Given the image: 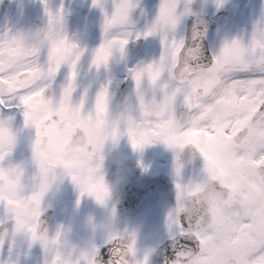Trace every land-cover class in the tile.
Returning a JSON list of instances; mask_svg holds the SVG:
<instances>
[{
    "label": "snow or ice",
    "instance_id": "6c2138e0",
    "mask_svg": "<svg viewBox=\"0 0 264 264\" xmlns=\"http://www.w3.org/2000/svg\"><path fill=\"white\" fill-rule=\"evenodd\" d=\"M92 2L104 7L102 0ZM43 3L48 22L41 31L59 35L54 46H22L18 29L0 30V182L11 189L10 196L0 197V264H22L21 243L29 249L39 243L43 264H149L150 252L139 253L135 233L115 226L94 240L91 256L77 243L62 247L59 238L67 235L62 226L51 231L45 222L44 197L16 182L34 172L60 171L80 196L106 205L110 185L103 152L95 145L109 125L113 142L126 134L134 149L162 141L176 153V205L168 216L170 240L161 264H264V4L251 6L261 10L246 33L209 49L202 19L190 32L182 26L186 16H198L192 0H159L143 30L130 16L136 0H111L102 42L87 53L89 72L107 69L117 52L123 57L130 39L157 35L161 45L158 57L128 67L129 86L117 93L111 78L91 89L82 82L86 49L64 31L63 8L53 11L48 0ZM168 103L172 113L165 119L160 106ZM55 127L61 130L60 148L41 168L29 172L15 165L11 153L19 129L44 136ZM186 146L189 162L199 164L183 179L180 152ZM201 173L220 187V202H192L191 214L181 216L177 208L189 194L186 188Z\"/></svg>",
    "mask_w": 264,
    "mask_h": 264
},
{
    "label": "flooded vegetation",
    "instance_id": "af4514ba",
    "mask_svg": "<svg viewBox=\"0 0 264 264\" xmlns=\"http://www.w3.org/2000/svg\"><path fill=\"white\" fill-rule=\"evenodd\" d=\"M84 1L85 2L79 3L75 9L76 15L80 17L82 21L76 25L73 31L75 35L70 38L86 49L85 59L81 62V80L91 89L97 87L99 83L111 78L114 89L120 86L121 83L127 81L124 78L127 75L128 67L140 61L147 62L158 57L161 48L159 37L157 35H149L147 37L138 38L140 43L136 51H132L134 47L130 44L134 39H130L126 45L123 57L117 52L111 59L113 63L109 62L107 69H101L98 73L89 72L87 69V53L96 48L100 42V40H96V42L91 45V40H94L91 36L92 34L98 33L99 26L105 18V12L110 14L112 4L111 0H102V2H106V4L103 3L104 7L102 8L100 4H93L92 0ZM38 4V15L36 16L38 28H43L48 22V16L44 11L45 6L43 2L39 0ZM158 4L159 0H136V7L131 10L130 14L131 19L136 22V29L143 30L145 24L156 14ZM191 7L198 16L200 14H208L211 16L217 9L222 8V4L217 6V0H192ZM196 16L197 15L186 16L182 21V26L186 29L191 18ZM36 17L32 19V17L26 16L29 20L32 19L33 23ZM205 41L209 49L213 46L218 47L222 42V28L211 30L205 37ZM17 145L20 149L21 157H17L16 160H19L28 154L29 149L26 147L22 137H20V141L16 146ZM113 151L127 153L130 159L126 161V165H138L144 169L146 175L153 178L163 177L175 188L176 176L174 161L176 153L165 143L157 141L155 143L146 144L142 149H134L125 134L119 137L118 144L113 148ZM189 153L191 154L190 147L186 146L180 152V155L182 159H184ZM198 164L199 161L192 163L185 162L183 179H187L188 176L192 174L193 168L198 167ZM113 169L114 165L111 159L106 157L103 161V171L110 185V196L106 205L99 204L93 196H80L78 188L71 181L70 177L65 176L63 180V191L59 193L56 198H44L43 218L50 230L54 231L56 226H62L67 237L77 244L82 241L83 237L89 234L94 235L95 239H99L103 233L94 226L101 212L114 206L112 198L116 195L117 188L122 181L113 183ZM27 170L31 172L33 168L27 167ZM174 192L176 194V188ZM171 195H173V193H171ZM78 199L79 203H77ZM175 205L176 201L158 204L152 209L154 213L152 216L148 217V221L155 219L156 211L166 213L167 216H169L170 211ZM143 223V217L139 215L120 219L115 225V227L120 230L127 229L128 232L135 233L136 246L141 255H143V251L140 238L142 236ZM169 233L170 229L168 225L160 232V235H167ZM18 240L23 241V237H18ZM18 251L21 253L20 259L22 264H43L44 262L45 253L39 243L33 244L30 249L26 247V244L21 243L18 245Z\"/></svg>",
    "mask_w": 264,
    "mask_h": 264
},
{
    "label": "clouds",
    "instance_id": "9594fccd",
    "mask_svg": "<svg viewBox=\"0 0 264 264\" xmlns=\"http://www.w3.org/2000/svg\"><path fill=\"white\" fill-rule=\"evenodd\" d=\"M20 33L18 39L22 46L34 45L48 48L54 46L58 40L59 35H46L41 31V28H18ZM58 111V109H53ZM160 112L165 119L171 118L172 107L171 104H162ZM19 135L23 138L26 147L29 149L28 154L22 159L16 160L15 165H23L34 169L41 168L49 159L50 155L58 150L61 145L62 135L59 127L51 129L47 135L36 136L28 128L19 129ZM114 133L111 125L105 129L104 138L95 145L97 151H102L104 159L110 158L113 165V183L123 180L126 170V161L130 159L127 153L120 151H113V148L118 144V141L113 142ZM78 142V141H77ZM111 142V143H110ZM162 142V141H160ZM72 155L79 158V150L74 149ZM226 167V165H225ZM64 178L60 171L52 173L34 172L31 177H17L16 182L21 186L27 187L29 185L35 187L41 195L50 198H56L59 193L63 191ZM189 193L185 196L181 205L177 208L178 214L187 217L192 212V202L197 203L201 207H206L209 204L219 203L221 199V189L218 184L212 183L206 175L201 173L191 180V187L186 188ZM11 195V189L8 182H0V197H8ZM121 214L115 209H107L102 211L99 219L96 221L95 228L103 231L106 228L115 226L120 220ZM59 226L55 227V230ZM54 230V231H55ZM95 240L94 235L89 234L83 237L79 243L82 253L91 256L92 245ZM58 243L66 248L71 249L73 241L66 236H61Z\"/></svg>",
    "mask_w": 264,
    "mask_h": 264
},
{
    "label": "bare ground",
    "instance_id": "6f19581e",
    "mask_svg": "<svg viewBox=\"0 0 264 264\" xmlns=\"http://www.w3.org/2000/svg\"><path fill=\"white\" fill-rule=\"evenodd\" d=\"M13 2V6L16 7L17 5H19V3H23V5L26 7V10H28V6H32V4H36L37 1L39 0H11ZM43 2V0H41ZM2 2V0H0V3ZM85 2L84 0H48V7L51 8L53 11H55L58 8H63V12H64V31L66 32L67 36L69 38H72L75 34H73V31L75 30L76 25L82 21V19L80 17H78L76 15V7L79 5V3ZM103 3L106 4L105 1H103ZM44 4V3H43ZM108 4V3H107ZM45 6V5H44ZM21 9H19L18 12H20ZM18 12H15V20L11 23V24H6L5 20L7 19V17L10 16V12L7 9L6 13L2 16V19L0 20V30H3L5 27H10L12 30H16L18 28L24 27V28H28V22L29 19L21 16L20 14H18ZM241 18H243V15H241ZM105 19V18H104ZM103 22H101L99 29H98V33L97 34H92L91 37L94 38V40H91L90 44L92 45L94 42H96V40H100V42L98 43V45L102 42L103 39ZM110 63H113V61L111 60ZM20 141V139H19ZM18 141V142H19ZM15 149H13V152L11 153V159L14 161L17 157L20 158L21 157V153H20V149L17 146L14 147ZM16 152V154L14 153ZM161 223V220L159 221V224ZM151 230V228L149 229H144L143 231V237H145V235L148 234V232ZM144 243V241H143Z\"/></svg>",
    "mask_w": 264,
    "mask_h": 264
},
{
    "label": "water",
    "instance_id": "95a60500",
    "mask_svg": "<svg viewBox=\"0 0 264 264\" xmlns=\"http://www.w3.org/2000/svg\"><path fill=\"white\" fill-rule=\"evenodd\" d=\"M135 182H133L132 184H134ZM151 183H149L148 181H142V182H138L137 187H134L133 185H129V187H127V189H131V190H135V189H142V191H138L137 193L139 195H136L135 193L130 195V197L132 199H134V201H138V206L141 207H145L148 204L150 205L151 202H153L157 196H153L152 192H151V186H147L150 185ZM129 197V196H128Z\"/></svg>",
    "mask_w": 264,
    "mask_h": 264
},
{
    "label": "rangeland",
    "instance_id": "374dc122",
    "mask_svg": "<svg viewBox=\"0 0 264 264\" xmlns=\"http://www.w3.org/2000/svg\"><path fill=\"white\" fill-rule=\"evenodd\" d=\"M224 1H226V0H224ZM228 29H229V27H228Z\"/></svg>",
    "mask_w": 264,
    "mask_h": 264
}]
</instances>
